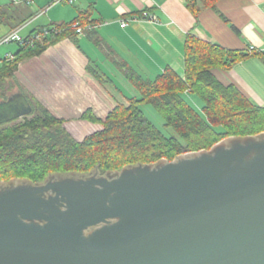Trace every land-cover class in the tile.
Returning <instances> with one entry per match:
<instances>
[{"label": "water", "instance_id": "obj_1", "mask_svg": "<svg viewBox=\"0 0 264 264\" xmlns=\"http://www.w3.org/2000/svg\"><path fill=\"white\" fill-rule=\"evenodd\" d=\"M32 110L12 93L0 125ZM0 264H264V131L105 174L0 180Z\"/></svg>", "mask_w": 264, "mask_h": 264}, {"label": "crops", "instance_id": "obj_2", "mask_svg": "<svg viewBox=\"0 0 264 264\" xmlns=\"http://www.w3.org/2000/svg\"><path fill=\"white\" fill-rule=\"evenodd\" d=\"M48 3L15 6L0 0L5 10L0 36L30 16L22 36L41 25L70 22L80 13L96 23L17 64L24 92L66 122L80 120L87 109L104 119L117 102L138 96L123 74L125 65L150 79L166 67L183 75L188 34L241 52L230 67L213 72L223 84H233L254 104L264 105V0H195L192 8L190 0H75L46 10ZM15 46L7 52L15 53ZM90 64L104 76L100 81L86 70Z\"/></svg>", "mask_w": 264, "mask_h": 264}, {"label": "trees", "instance_id": "obj_3", "mask_svg": "<svg viewBox=\"0 0 264 264\" xmlns=\"http://www.w3.org/2000/svg\"><path fill=\"white\" fill-rule=\"evenodd\" d=\"M193 1L190 0L191 8ZM3 11L0 8V17ZM28 18L23 17L16 26ZM73 23L82 27L96 25L80 13L70 22L38 26L27 37L41 32L45 26L67 27ZM77 35L71 29L44 35L33 46L19 45L12 62L0 63V100L6 99L10 95L7 92L15 87L26 95L33 108L30 114L0 125V180L41 182L52 173H87L94 169L105 174L129 165L170 161L183 153L210 149L229 136L243 137L264 131V105L254 104L233 84H223L213 72L216 67H230L243 54L188 34L184 42L183 75L166 67L150 79L125 65L121 68L123 74L138 96L117 102L104 119L87 109L81 119L99 122L101 127L76 137L64 119L24 92L16 71L18 61L23 58L42 53L60 38ZM86 70L98 81L104 77L91 64ZM189 93L200 101L199 109L188 99ZM142 103L151 104L176 136H166L148 120L140 107Z\"/></svg>", "mask_w": 264, "mask_h": 264}, {"label": "built area", "instance_id": "obj_4", "mask_svg": "<svg viewBox=\"0 0 264 264\" xmlns=\"http://www.w3.org/2000/svg\"><path fill=\"white\" fill-rule=\"evenodd\" d=\"M12 4L14 5H20V4H26V5H31L33 4L36 0H9ZM75 0H49V3L47 4L46 10L49 6L55 5L58 3H67V4H72ZM44 10V11H46ZM43 12V11H42ZM153 19V18H151ZM120 26L125 27L127 25V22L125 19L120 20ZM24 24L26 22L22 23L18 27L10 30L6 34H4L0 38V45L7 44V43H16L18 46H33L34 42L43 37L44 35H57L66 29H71L74 30L77 34H82L84 30L86 29H93L96 27V25L88 24L85 27L79 26L78 23H73L68 25L67 27H60L57 25H52V26H45L43 27L41 32H37L32 34L31 36H22L20 34V30L22 27H24ZM15 59V54L12 52H6L2 57H0V63L2 61H9L12 62Z\"/></svg>", "mask_w": 264, "mask_h": 264}, {"label": "rangeland", "instance_id": "obj_5", "mask_svg": "<svg viewBox=\"0 0 264 264\" xmlns=\"http://www.w3.org/2000/svg\"><path fill=\"white\" fill-rule=\"evenodd\" d=\"M15 45L17 44L7 43L0 45V57H2L5 54V52H7L9 49L13 50L14 48H16ZM17 90H18L17 88L13 87L7 93L11 95L12 93L17 92ZM187 97L195 107H197L198 109L200 108L201 103L197 99V97H195L191 93H189ZM140 107L145 117L148 120H150L160 131H162V133H164L166 136H170V135L176 136V133L170 127L164 124L163 117L156 111L154 107H152L151 104L142 103L140 104ZM66 125L76 137H83L84 135L101 127L99 122H90L83 119L69 121L66 123Z\"/></svg>", "mask_w": 264, "mask_h": 264}]
</instances>
